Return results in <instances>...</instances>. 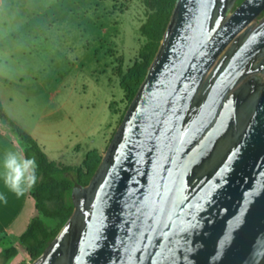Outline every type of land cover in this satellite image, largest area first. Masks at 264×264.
I'll return each instance as SVG.
<instances>
[{
	"label": "water",
	"instance_id": "obj_1",
	"mask_svg": "<svg viewBox=\"0 0 264 264\" xmlns=\"http://www.w3.org/2000/svg\"><path fill=\"white\" fill-rule=\"evenodd\" d=\"M177 0L74 210L31 264H264V0Z\"/></svg>",
	"mask_w": 264,
	"mask_h": 264
},
{
	"label": "rangeland",
	"instance_id": "obj_2",
	"mask_svg": "<svg viewBox=\"0 0 264 264\" xmlns=\"http://www.w3.org/2000/svg\"><path fill=\"white\" fill-rule=\"evenodd\" d=\"M0 16L7 23L25 19L42 25L38 40L51 37L46 68L52 79L30 81L31 88L40 91L41 82L48 91L43 101L44 115L61 132L63 147L85 142L86 135L96 143L109 132L114 134L128 105L120 88L118 69L126 71L138 59L146 39L140 27L148 11L143 0H2ZM51 3H56L53 15L33 14ZM41 31V30H40ZM43 34V35H42ZM42 35V36H41ZM101 39V43L99 41ZM44 52V51H43ZM39 51V55L42 56ZM46 63L45 60L39 61ZM42 66V65H38ZM52 94V97H50ZM111 106V110L109 108ZM85 137V138H84ZM111 138L103 145L106 151ZM50 229L58 227L59 219L43 217ZM12 245V244H11ZM1 247L0 264H7ZM10 264H31L23 247Z\"/></svg>",
	"mask_w": 264,
	"mask_h": 264
},
{
	"label": "crops",
	"instance_id": "obj_3",
	"mask_svg": "<svg viewBox=\"0 0 264 264\" xmlns=\"http://www.w3.org/2000/svg\"><path fill=\"white\" fill-rule=\"evenodd\" d=\"M3 2L0 0V5ZM56 3H51L40 10H33V14L53 15ZM6 20V19H5ZM0 16V100L5 114L15 122L25 133L34 138L43 149L49 160L67 166L80 167L86 156L91 152L103 155V145L113 136V125L109 132L98 143L86 135L85 142H79L70 148L63 147L61 132L53 126L44 115L43 101L47 94V83L39 84L40 91L32 89L30 81L52 79L46 68L48 47H52L51 37L42 36L38 40V32H42V25L32 24V20L25 19L16 23L11 19L7 23ZM41 30V31H40ZM101 43V39H99ZM42 52V56L39 55ZM44 51V52H43ZM45 60L46 63L40 62ZM42 66H38V65ZM45 93V94H44ZM52 97V94H50ZM111 110V106L109 105ZM25 145L13 133L9 124L0 120V160L7 150L24 154ZM0 191L7 194V190L0 182ZM8 203H0V253L1 247L7 244H17L18 238L27 230L33 218L38 216L36 203L31 196V190L22 198L17 199L8 194ZM16 259V258H15ZM14 259V260H15Z\"/></svg>",
	"mask_w": 264,
	"mask_h": 264
},
{
	"label": "trees",
	"instance_id": "obj_4",
	"mask_svg": "<svg viewBox=\"0 0 264 264\" xmlns=\"http://www.w3.org/2000/svg\"><path fill=\"white\" fill-rule=\"evenodd\" d=\"M176 1L143 0L148 14L146 21L140 27V33L146 39V43L140 51L139 59L131 67L124 71L121 64L118 69L120 88L128 101L120 123L129 104L145 80L150 65L159 50ZM0 120L9 124L13 133L27 146V152L24 154L35 156L39 165L38 180L31 190L38 216L32 219L27 230L18 238V243L5 249L2 254L6 263L10 264L19 255V247H23L33 263L52 243L72 215L74 210L72 194L75 190L89 184L101 162L102 155L97 152L89 153L80 167L51 161L37 141L5 114L1 100ZM42 217L59 219L58 227L50 229Z\"/></svg>",
	"mask_w": 264,
	"mask_h": 264
},
{
	"label": "clouds",
	"instance_id": "obj_5",
	"mask_svg": "<svg viewBox=\"0 0 264 264\" xmlns=\"http://www.w3.org/2000/svg\"><path fill=\"white\" fill-rule=\"evenodd\" d=\"M24 152H27V146ZM38 168L35 156L12 150L5 151L0 160V182L7 190V194L0 191V203H8V194L20 199L32 190L38 180Z\"/></svg>",
	"mask_w": 264,
	"mask_h": 264
},
{
	"label": "flooded vegetation",
	"instance_id": "obj_6",
	"mask_svg": "<svg viewBox=\"0 0 264 264\" xmlns=\"http://www.w3.org/2000/svg\"><path fill=\"white\" fill-rule=\"evenodd\" d=\"M242 2H243V0H237V3H236L235 8H236L238 5H240ZM263 16H264V12L261 14V16L259 17V19L262 18Z\"/></svg>",
	"mask_w": 264,
	"mask_h": 264
}]
</instances>
